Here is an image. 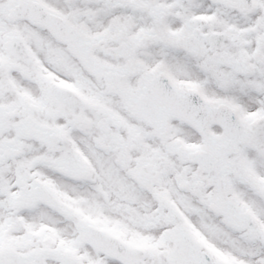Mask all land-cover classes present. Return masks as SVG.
Here are the masks:
<instances>
[{"label": "snow or ice", "instance_id": "1", "mask_svg": "<svg viewBox=\"0 0 264 264\" xmlns=\"http://www.w3.org/2000/svg\"><path fill=\"white\" fill-rule=\"evenodd\" d=\"M0 264H264V0H0Z\"/></svg>", "mask_w": 264, "mask_h": 264}]
</instances>
